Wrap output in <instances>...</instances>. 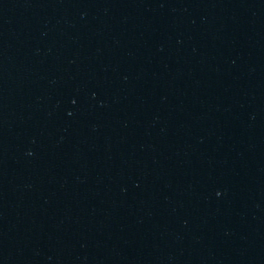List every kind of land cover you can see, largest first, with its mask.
<instances>
[{"label": "water", "instance_id": "95a60500", "mask_svg": "<svg viewBox=\"0 0 264 264\" xmlns=\"http://www.w3.org/2000/svg\"><path fill=\"white\" fill-rule=\"evenodd\" d=\"M0 264H264V0H0Z\"/></svg>", "mask_w": 264, "mask_h": 264}]
</instances>
